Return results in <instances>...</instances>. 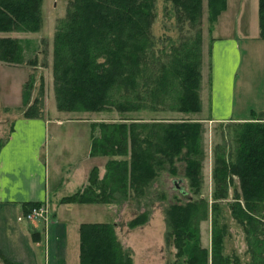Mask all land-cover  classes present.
<instances>
[{"label": "trees", "instance_id": "1", "mask_svg": "<svg viewBox=\"0 0 264 264\" xmlns=\"http://www.w3.org/2000/svg\"><path fill=\"white\" fill-rule=\"evenodd\" d=\"M158 1L69 0L67 16L58 22L54 40L58 110L86 114L114 112L122 119L113 124H91L90 155L110 158L106 173L100 178L99 169L93 167L89 185L63 198V204L109 205L120 197H140L153 187L160 170L166 169L167 163L172 167L176 160L186 164V176L194 181L192 170L198 166L196 160L203 158L196 134L200 129L198 123H192V119L126 118L130 113L140 112L146 104L153 113L166 110L168 105L171 111L180 113L201 109L204 0H166L176 8L178 23L184 27L190 25L197 32L195 38L173 42L169 55L164 49H157L152 33ZM43 2L0 0V32H39ZM208 7V20L215 24L226 10L227 0H208ZM260 29L264 39V0H260ZM15 50L12 39H0V61H14ZM28 90L26 84L23 88L25 117L39 118L38 101L29 106ZM248 126L250 130L243 135L245 147L237 163L222 157L217 159L214 178L220 194L215 200L227 197L230 177L240 176L247 203L245 208L237 205L235 212L239 215V224L244 226L252 264H264V229H260L264 226V209L256 205L264 201V151H261L264 136L255 125ZM97 128L101 131L100 137L96 135ZM129 142L131 160H117L128 156ZM202 203L207 204L206 208L189 202L185 208L173 205L167 210V222L173 228L167 234V242L174 239L178 259L188 256V264H232L230 256L225 254L224 237L216 227L217 221H213L211 252L202 247L198 230L196 234L191 232L209 217V203ZM41 205L28 204L26 211ZM144 222L139 217L130 227L133 229ZM116 227L113 223L80 226V264H134L130 252L118 240ZM6 263L9 262L6 260Z\"/></svg>", "mask_w": 264, "mask_h": 264}, {"label": "rangeland", "instance_id": "2", "mask_svg": "<svg viewBox=\"0 0 264 264\" xmlns=\"http://www.w3.org/2000/svg\"><path fill=\"white\" fill-rule=\"evenodd\" d=\"M251 1L233 0L232 6L241 4V6L250 7ZM68 7L69 0H44L42 6V27L39 32H0V39L10 38L13 43H16L15 60L11 62L0 61V150L7 143L12 132L15 131L17 121L25 117V114H23L25 108L21 105V102L23 88L26 84H28V91L31 95L29 106H33L35 101H38L36 106L38 114L41 115L39 118L43 117L44 120H47V117H50L52 119L65 120L64 126L61 128L63 132L61 133L63 140L68 139L69 142H65L62 149L64 154L60 161L64 163L71 161L73 164L75 160L77 161L75 163L79 164L82 160L86 153V145L92 140V138L90 139L91 135L89 136L88 134L90 123L113 124L122 120L121 116L114 112L86 114L62 112L57 108L54 78V40L58 22L67 16ZM224 12L220 15L221 18H218V23H231L235 28L237 22L244 21V18L239 20L236 17L232 7L228 13ZM177 17V11L172 2L166 0L158 1L157 18L153 25L152 33L157 49H164L163 51L167 55L171 51L169 47L173 42L178 43L183 38H195L197 36L196 29L190 25L181 26ZM208 17V0H204L201 24L203 66L202 80L199 86L201 109L197 112L180 113L171 111L172 107L168 105L166 110L160 109L159 112L153 113L154 111H149V106L146 104L140 112L130 113L126 117L149 121L154 118L168 120L192 119V123H198L200 129L196 130V134L199 136V149L203 158L202 160H196L198 166L192 170L194 172V181L192 182L186 176V164L183 161L176 160V164L172 167L167 163L165 165L166 169L160 170L158 179L153 187L148 188L145 194L140 197H120L119 201L113 200L112 204L107 205L112 206L109 209L104 204H93L75 207V209L70 211H63L69 217L70 223L74 222L76 225L79 221L80 223L93 224L112 223L113 217H115L118 224H113H117L116 233L118 240L130 252L135 264H188V256L178 259L179 251L173 242L174 239L170 243L167 242V234L170 230L173 231V228L168 225L166 212L173 205L185 208L189 202L198 203L200 208H206L207 204L202 202L209 203V217L207 220L199 222L197 229L196 227L191 229L194 234H196L197 230L198 234H201L199 241L201 240L203 248L209 249L211 252L212 236H214L215 228L213 221H217L216 227L224 237L225 254L230 256L231 263L252 264V255L249 252L246 234L243 229L244 226L241 223L239 224L237 219L239 215L237 216L235 212L238 208L237 205L245 208L247 203L242 180L240 176L234 174V178L230 177L228 179L227 197L215 200L216 195L220 193L218 185L216 186L214 175L218 157H222L228 162L237 163L245 147L243 135L250 130L248 124L255 125L259 133L264 136V118H259L260 113L257 112L261 103H264V94L261 95L260 99L256 98L257 83H260L264 76L262 69V66L264 67V50L262 52L261 49L257 48L255 52V44L251 37L257 32L250 26L248 29L250 32L243 34L244 37L249 38L250 44L247 45L245 55H241L243 57L242 66L235 74L236 81L232 86L234 94L232 105H234L235 111L233 117H252L253 119L250 118L251 121L248 120L251 123L245 124L247 121L229 122L226 118H217L212 113L211 108L212 91L214 89L212 84L216 79V74L212 77L213 50L211 48V40L213 37L219 36L220 32L213 33L215 24L210 23ZM220 30L221 32L224 30L222 23ZM235 30L238 32L237 27ZM223 33L225 34V32ZM247 87L253 89L254 92L247 91ZM25 111H27V108ZM167 122L172 121H166L165 123ZM128 123L131 122L129 121ZM254 131L256 130L254 129ZM96 135L99 137L101 135L99 128H97ZM164 146L168 147L167 144ZM128 151V156L117 157V160H131L130 142ZM261 151H264V147H262ZM109 161V157L101 156L92 157L83 163L85 166L88 163L92 164V167L98 168L100 178H103ZM56 163H58V160ZM77 182L75 181V184ZM87 185H89V180ZM73 190L74 187L69 186L66 188V193ZM213 205L217 206L215 210ZM256 205L261 210L264 209V201L258 202ZM34 209L30 208L25 211V220L36 222L48 220L51 217V209L48 207H46L43 217L32 213ZM29 215L32 216V219H28ZM262 215H264V212H262ZM139 217L145 219V222L131 229L130 223ZM262 218L264 222V217L262 216ZM71 229L76 233L78 226ZM260 229H264V226H260ZM74 232L70 231L72 239L76 236Z\"/></svg>", "mask_w": 264, "mask_h": 264}, {"label": "crops", "instance_id": "3", "mask_svg": "<svg viewBox=\"0 0 264 264\" xmlns=\"http://www.w3.org/2000/svg\"><path fill=\"white\" fill-rule=\"evenodd\" d=\"M232 1L227 0L228 5L224 13H228L232 7L236 17L239 20L244 18V21L237 22L238 32L235 30L236 27L227 22H221L224 26L221 32L219 19L213 27V33L220 34L211 40L212 77L216 74L212 84L214 89L211 108L214 116L219 119L244 122L252 117H233L235 111L232 105L235 74L242 66L241 55H245L247 45L250 44L249 38L243 34L250 32L248 30L250 26L255 29L257 33L251 37L255 44V52L257 48L263 52L264 39L261 37L259 20L260 0H252L250 7L241 4L232 6ZM262 69L264 71L263 66ZM249 90L254 92L247 87V91ZM262 94L264 76L261 82L257 83L256 98L260 99ZM21 105L24 107L23 93ZM257 112L260 113L259 118H264V103H261ZM64 121L50 117H47V120L43 117L34 119L22 117L0 150V264H80L79 227L91 223L80 221L77 225L74 222L70 223L69 217L63 211L89 205L62 204L61 200L82 191L87 185L93 167L88 163L85 166L83 162L92 158L90 155L92 140L86 145V153L79 164H76L75 160L73 164L71 161L65 163L60 161L64 154L63 146L65 142H69L68 139L62 138L61 128ZM92 123L88 127L89 136L92 133ZM75 181L78 182L75 184ZM69 186H73L74 190L66 193ZM33 203L47 205L51 209V217L36 222L25 220L26 206ZM106 207L109 209L112 206ZM113 219L112 223H117L115 217ZM76 226L78 230L75 233L71 228ZM70 231L76 235L73 239ZM6 260L9 263H6Z\"/></svg>", "mask_w": 264, "mask_h": 264}, {"label": "built area", "instance_id": "4", "mask_svg": "<svg viewBox=\"0 0 264 264\" xmlns=\"http://www.w3.org/2000/svg\"><path fill=\"white\" fill-rule=\"evenodd\" d=\"M46 207H47V205H41V206H39V207H36L34 210H33V212L32 213H35V215H39V216H44V212H45V209H46ZM41 209H43V210H41ZM31 213V214H32ZM32 216H28V219H32L31 218ZM41 217V218H42Z\"/></svg>", "mask_w": 264, "mask_h": 264}]
</instances>
